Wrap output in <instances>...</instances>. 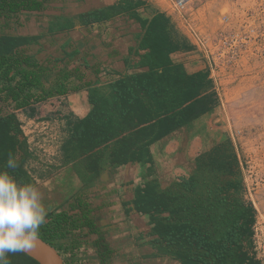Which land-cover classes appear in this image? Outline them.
<instances>
[{
	"label": "trees",
	"instance_id": "obj_1",
	"mask_svg": "<svg viewBox=\"0 0 264 264\" xmlns=\"http://www.w3.org/2000/svg\"><path fill=\"white\" fill-rule=\"evenodd\" d=\"M49 2L0 0V28L5 29V33L0 32V171H7L21 185H33V180L23 164L26 143L14 110H24L53 94H64L71 72L61 67L77 53L68 41L46 53L56 44L52 26L48 41H41V35L18 32L21 19L44 10ZM138 4L139 0H120L82 12L78 19L86 26L122 13L136 18L133 9ZM138 20L142 32L134 51L139 59L133 65L138 70L122 74L110 84L106 94L89 89L91 107L70 124V137L63 145L66 160L86 155L98 163L104 158V151L97 150L109 146L110 164L146 160L151 142L190 125L214 107L217 97L209 70L188 73L181 63L171 60L170 53L185 46L177 39L167 17L158 13ZM72 26L73 21L65 18L64 24H58L54 31L64 34ZM58 68L60 74L53 73ZM51 80L60 85L45 89V82ZM10 156L17 161L14 169L5 167ZM194 165L189 175L167 189L153 182L137 190L133 204L153 223L150 232L156 238L152 243L161 254L179 259L182 264H260L253 238L255 208L241 196L244 183L230 139H220L199 152ZM75 207L81 214L79 223L75 224L67 212H49L38 232L54 247L62 264L72 261L61 257L57 240L69 235L75 226L95 231L86 206L75 202ZM164 212L166 216L162 215ZM96 246L104 263L109 250L101 242ZM67 251H72V247ZM8 258L11 264H40L24 251L9 253Z\"/></svg>",
	"mask_w": 264,
	"mask_h": 264
},
{
	"label": "crops",
	"instance_id": "obj_2",
	"mask_svg": "<svg viewBox=\"0 0 264 264\" xmlns=\"http://www.w3.org/2000/svg\"><path fill=\"white\" fill-rule=\"evenodd\" d=\"M118 1L51 0L44 10L28 14L26 20L21 19L18 32L41 35V41H48L53 32L56 44L47 48V54L58 43L67 41L77 51L65 67H61L71 72L69 82L65 83L64 94L50 95L19 112L20 109L14 110L18 121L24 119L26 114L48 119L52 123L50 133L36 137L41 147L28 144L21 131V138L26 143L23 164L31 175L33 185L42 194L47 214L67 212L76 224L81 214L75 202L89 210L88 217L95 231L88 232L84 226L72 228V233L58 243L63 259L72 261V264H182L179 259L161 254L155 247L152 240L156 235L150 232L153 223L148 214L135 209L133 201L137 190L145 183L156 182L161 189H167L179 178L192 172L194 157L202 151H198L202 136L196 133V124L207 113L193 120L190 125L177 128L151 142L147 159L143 161L110 164L107 156L110 146L97 150L104 151V158L98 163L87 159L86 155L70 160L64 157L63 145L70 137V124L82 118L91 107L89 89L95 88L106 94L114 80L124 73L138 70L133 66L139 59L134 51L142 32L138 19L147 20L162 13L171 22V17L163 11L158 0H139L133 9L136 18L122 13L86 26L79 22L80 13ZM65 18L71 19L73 26L64 34L55 33L57 25L64 24ZM51 26L52 32L49 30ZM189 46H192L191 43ZM185 48L186 45L185 52L180 50L170 53L171 60L181 63L188 73L206 70L204 65L188 69L185 57L179 55L188 53ZM59 72L58 68L53 73ZM59 85L51 80L45 82L44 88H58ZM56 98L59 101H55ZM162 215L166 216L167 213ZM99 242L109 250L104 263H101L96 252V243ZM70 247L72 251H67Z\"/></svg>",
	"mask_w": 264,
	"mask_h": 264
},
{
	"label": "rangeland",
	"instance_id": "obj_3",
	"mask_svg": "<svg viewBox=\"0 0 264 264\" xmlns=\"http://www.w3.org/2000/svg\"><path fill=\"white\" fill-rule=\"evenodd\" d=\"M158 1L187 46L188 53L179 55L188 69L204 65L210 71L217 100L196 124L198 151L230 139L244 183L241 196L255 208L253 238L264 264V0H188L179 11L175 0Z\"/></svg>",
	"mask_w": 264,
	"mask_h": 264
},
{
	"label": "clouds",
	"instance_id": "obj_4",
	"mask_svg": "<svg viewBox=\"0 0 264 264\" xmlns=\"http://www.w3.org/2000/svg\"><path fill=\"white\" fill-rule=\"evenodd\" d=\"M5 167L16 168L17 161L10 156ZM46 216L37 187L21 185L7 171H0V264H11L9 253L23 252L34 246Z\"/></svg>",
	"mask_w": 264,
	"mask_h": 264
},
{
	"label": "built area",
	"instance_id": "obj_5",
	"mask_svg": "<svg viewBox=\"0 0 264 264\" xmlns=\"http://www.w3.org/2000/svg\"><path fill=\"white\" fill-rule=\"evenodd\" d=\"M188 0H175L173 3V7L176 11H179L181 8L184 7ZM57 100V98L55 99ZM22 111L21 109L18 110ZM19 127L26 138V141L28 144L31 145H38V147H41L42 144H38V141H36L37 136H41L47 133H50L52 130V123L48 119H41L39 117H30L26 114H24V119H20L19 121Z\"/></svg>",
	"mask_w": 264,
	"mask_h": 264
},
{
	"label": "water",
	"instance_id": "obj_6",
	"mask_svg": "<svg viewBox=\"0 0 264 264\" xmlns=\"http://www.w3.org/2000/svg\"><path fill=\"white\" fill-rule=\"evenodd\" d=\"M31 249L38 250V251L42 252L43 255L45 256L47 264H62V260L59 256V254L57 253V251L54 249V247L49 245L47 242H45L39 236L37 237V240L35 241V244ZM24 252L27 253L28 255H30L31 257H33L34 259H36L40 264H44L41 259H39L35 255L31 254L27 250Z\"/></svg>",
	"mask_w": 264,
	"mask_h": 264
},
{
	"label": "bare ground",
	"instance_id": "obj_7",
	"mask_svg": "<svg viewBox=\"0 0 264 264\" xmlns=\"http://www.w3.org/2000/svg\"><path fill=\"white\" fill-rule=\"evenodd\" d=\"M28 252H30L31 254L35 255L36 257H38L39 259H41L43 261L44 264H47V261L45 259V256L43 255L42 252L38 251V250H34V249H29L27 250Z\"/></svg>",
	"mask_w": 264,
	"mask_h": 264
}]
</instances>
